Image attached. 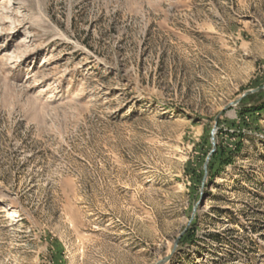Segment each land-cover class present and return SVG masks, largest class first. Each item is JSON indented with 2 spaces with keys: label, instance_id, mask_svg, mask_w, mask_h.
Masks as SVG:
<instances>
[{
  "label": "rangeland",
  "instance_id": "obj_1",
  "mask_svg": "<svg viewBox=\"0 0 264 264\" xmlns=\"http://www.w3.org/2000/svg\"><path fill=\"white\" fill-rule=\"evenodd\" d=\"M261 102L264 0H0V264H264Z\"/></svg>",
  "mask_w": 264,
  "mask_h": 264
},
{
  "label": "water",
  "instance_id": "obj_2",
  "mask_svg": "<svg viewBox=\"0 0 264 264\" xmlns=\"http://www.w3.org/2000/svg\"><path fill=\"white\" fill-rule=\"evenodd\" d=\"M255 91H257V89H250V90L245 91V92L243 93V95H242L240 98H238L237 100H235L233 103H234V104L238 103L242 97L246 96L247 94H249V93H251V92H255ZM216 128H217V126H215L214 129H213V131H212V139H213V140H214V138H215L214 134H215V132H216ZM214 144H215V142H214ZM214 151H215V147L212 149V151L209 153V155H208L207 158H206V162H205V171H206V173H207V169H206V168H207L208 161H209V159H210L211 154H212ZM204 178H206V175H205Z\"/></svg>",
  "mask_w": 264,
  "mask_h": 264
},
{
  "label": "trees",
  "instance_id": "obj_3",
  "mask_svg": "<svg viewBox=\"0 0 264 264\" xmlns=\"http://www.w3.org/2000/svg\"><path fill=\"white\" fill-rule=\"evenodd\" d=\"M262 109H264V102H261L260 104H257L256 106H252V108L246 109L243 112L246 111H261ZM215 155V153L213 154V156ZM212 156V158H213Z\"/></svg>",
  "mask_w": 264,
  "mask_h": 264
}]
</instances>
